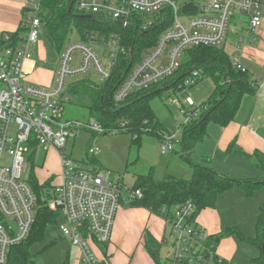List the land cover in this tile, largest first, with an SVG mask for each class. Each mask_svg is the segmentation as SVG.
<instances>
[{
    "label": "built area",
    "instance_id": "1",
    "mask_svg": "<svg viewBox=\"0 0 264 264\" xmlns=\"http://www.w3.org/2000/svg\"><path fill=\"white\" fill-rule=\"evenodd\" d=\"M40 1L28 0L24 7L20 27L25 35L18 36L19 40L12 47L0 46V264H5L10 248L27 239L35 219L36 197L23 177L28 164L26 158L33 151L47 153L49 150L57 152L60 169L57 182L41 192L43 199L50 211L63 217L59 232L77 248L79 264H104L98 251L110 240L123 190L117 181L110 179L109 172L86 171L70 154L63 152L73 133L80 130L106 133L93 119L86 123L62 120V104L68 100L64 91L68 76L93 68L107 80L118 58L126 52L115 32L100 38L89 34L88 43L69 44L58 56L53 86L44 88L30 84L24 63L30 59L29 47L38 42L43 28ZM187 4L197 10L183 14L181 9ZM74 8L84 16L96 18L98 23H115L121 28L135 26L141 30L151 27L160 17L163 19V11L169 10V27L116 89L112 96L115 104L124 101L133 91L147 89L172 76L187 49L221 47L234 9L246 16L248 32H255L262 24L260 0H191L183 5H178L177 0H75ZM11 35L1 33L0 43H10ZM242 41L239 37L238 45ZM90 43L107 52L105 64L89 47ZM75 52H80V62L70 66ZM232 63L245 70L237 61ZM196 77L197 72L193 71L184 83L185 89L195 85ZM184 102L192 108L184 112L185 119L178 129L199 112L198 108H193L189 97ZM123 126L121 124L120 128ZM109 131L107 134L118 130ZM175 139V134L162 137V154L173 150ZM99 151L98 147L91 146L87 152L94 156ZM3 154L10 157V165L1 164ZM129 195L127 202L141 197L139 190ZM195 209L187 201L170 214L162 210L164 217L161 218L171 238L170 250L162 262L155 264H232L216 254V247L209 242L210 236L196 224Z\"/></svg>",
    "mask_w": 264,
    "mask_h": 264
},
{
    "label": "trees",
    "instance_id": "2",
    "mask_svg": "<svg viewBox=\"0 0 264 264\" xmlns=\"http://www.w3.org/2000/svg\"><path fill=\"white\" fill-rule=\"evenodd\" d=\"M72 2V8L68 11ZM75 0H41L40 22L47 39L57 57L66 47L67 39L73 28H76L82 42H89V34L98 32L107 34L117 33L125 48V54L120 56L113 68L110 77L99 85L88 81L79 82L67 88L66 95L72 93L79 100L87 97L90 100V118L97 122L104 130L116 129L117 132L131 133L135 135L133 141H137L140 135H160V126L149 105V100L168 89L184 88L185 81L191 77V69L197 72L195 84L201 79H211L213 91L206 103L197 110V116L190 119L181 127L182 135L179 146L181 157L191 165L192 174L189 179H182L170 174H165L160 180L155 179L153 170L146 175L135 177L130 189L120 188L123 193L129 195L136 190L140 191L141 197L128 201V206L143 208L150 214L164 217L162 210L167 214L179 205L190 201L195 206V216L204 209L215 207L217 197L224 192L240 189L246 197L264 186V176L258 179L235 178L230 174L216 171L206 166V161L195 162L193 154L197 144H200L207 135L209 125L226 126L236 114L242 96L255 93L256 84L250 80L246 70L235 67L230 57L222 48L216 47H193L187 49L180 60L178 69L172 76L165 78L147 89L131 92L121 103L115 104L112 96L116 89L123 83L129 71L137 63L146 49L151 48L158 36L169 27V10L163 12L160 17L146 30L135 26L121 28L115 23H98L95 19H87L84 14L76 12ZM11 35L10 43H0V46H14L19 40L20 31ZM26 33V32H25ZM132 49V55H130ZM124 126L120 128L119 122ZM123 129V130H122ZM106 135L107 132H105ZM264 169V166L261 165ZM95 171V170H94ZM33 172V170H32ZM57 181L54 179L39 181L32 174L27 183L31 187L35 197V219L29 236L25 241L9 249L5 264H31L32 254L29 252L33 243L43 240L48 228L55 224L59 215L48 209L46 200L41 192L51 188ZM50 185V187H49ZM228 236V230L219 236H210L211 244H218L219 240ZM145 249L155 263H158V245L150 236H144ZM246 241L259 249V257L254 261L263 264L261 244L264 242V204L259 208L255 221V236Z\"/></svg>",
    "mask_w": 264,
    "mask_h": 264
},
{
    "label": "rangeland",
    "instance_id": "3",
    "mask_svg": "<svg viewBox=\"0 0 264 264\" xmlns=\"http://www.w3.org/2000/svg\"><path fill=\"white\" fill-rule=\"evenodd\" d=\"M188 1L191 0H177V3L178 5H183ZM232 14L233 21L230 19L228 22L229 25L227 26V38L233 40L236 38L238 39V36L236 37L233 33L229 32V30L233 28V24H237L239 21L243 23V25L245 24L243 29L236 31V35L242 30H244L245 33L247 24L246 16L241 11L234 9ZM20 35L24 36L25 31H20ZM90 35L95 38L104 37V34L95 32L90 33ZM245 35H242V38H244ZM38 41H40L39 45H42L44 51H42L39 46L41 55L35 53V56H38V59L39 57L43 59V62L39 59V64L41 68L45 70L44 73L46 75L47 72L54 71V78L51 82V86H53L57 73V52L52 49L43 28L40 31ZM81 42L82 39L78 30L73 28L65 46ZM89 47L97 53L103 64L107 62V52L103 47L93 43H90ZM147 50L148 49L143 52V55ZM225 52L229 53L231 56L229 46L226 47ZM80 57V52H75L72 56L70 66L78 65ZM181 59L182 57L180 60ZM82 81H88L92 84L99 85L103 82V79L93 68H90L86 72L68 76L65 80L64 91H66L69 86H73ZM27 82L38 86L29 80H27ZM184 89L185 87L182 88L180 86L179 88L168 89L149 100L151 110L160 126V135L143 133L140 135L139 140L135 142L133 141L135 135H131V133L127 132H116L103 135L102 133L98 134L88 130H80L69 136L63 152L70 154L71 158L86 171L100 170L104 173L109 172L110 179L114 182H122L124 189H130L135 177L146 175L150 170H153L155 179L157 180L162 179L165 174H170L182 179H189L192 169L191 165L181 157V149L178 141H180L182 131L181 128L178 129L177 127L185 119L184 112L190 111L192 108L188 104H185V98L189 97L191 99L193 108H199L202 104L206 103L211 95L213 91V82L208 78L201 79L197 84L183 91ZM90 105V100L87 97L79 100V97L70 93L68 94V100L62 104L63 110L61 119L86 123L91 119L89 114ZM119 124H123V122L120 121L118 125ZM209 126V131H207L208 136L204 139L202 144H197L198 146L193 156L195 162H201L200 156H210L209 138H213L212 134L217 127L214 125ZM105 132L108 133L110 131L104 130L103 133ZM172 134H175L177 143H174L172 151L162 154L160 151L162 137ZM91 146L98 147L100 150L99 153L94 156L88 154V148ZM26 160L28 164L27 170L23 174L24 178L28 179L29 175L32 174L36 179L41 181L46 173L44 169H47L49 174L55 175L54 180H56L58 173V158L55 152H53L52 159L49 160L50 164L44 163V168H40L43 163V154L40 153V151H33V154L31 152ZM10 163V157L3 154L1 156V164L10 165ZM230 164L232 168L239 169H243L245 166L244 163L236 164L231 162ZM48 167H50L52 171L48 170ZM248 177L253 176L249 175ZM224 196H229V199H225L224 201ZM123 197L126 199L128 195L122 193V198ZM219 197L220 199L218 200ZM126 200H129V197ZM217 200L218 210L221 212L225 221L229 223L224 224L226 225L224 231L228 230V236L219 240V249L229 255V261L233 264H256L253 259L259 257V249L255 245L248 243L246 239L254 238L255 236L256 216L258 215L259 208L264 204V186L257 189L250 197H246L240 193L238 196H235L234 193H227V195L224 193L218 196ZM63 222V217L59 216L55 224L48 228L43 240L31 244L29 249L33 258L31 264H76L75 249L70 246L68 240L60 234L58 229V226ZM230 237H232L231 240L229 239ZM164 239L165 242L161 243L159 248L158 260L160 262L166 258L170 250L169 244L171 238L169 232H167ZM225 239H227V241H222Z\"/></svg>",
    "mask_w": 264,
    "mask_h": 264
},
{
    "label": "crops",
    "instance_id": "4",
    "mask_svg": "<svg viewBox=\"0 0 264 264\" xmlns=\"http://www.w3.org/2000/svg\"><path fill=\"white\" fill-rule=\"evenodd\" d=\"M27 1L0 0V34H14L18 32L20 23L25 16L24 7ZM260 12L262 24L255 32H248L246 28L245 33L242 30L236 35V31L245 27V24L243 25L239 21L237 24H233V28L229 32L233 33L236 37L238 36V38H242V35L246 34L243 41L238 45V39H228L226 32L223 45L219 47L224 51L227 46L230 47L231 56L229 53H225L230 59L232 57L233 60L231 59V61H237L247 71L250 80L256 84V91L255 93L242 96L233 120L226 126L220 127L214 124L217 129L212 134L213 138L208 137L210 156H200L201 161H206V166L239 179H258L262 175L264 176V169L261 168V165L264 166V0H260ZM231 19L233 21V16ZM39 43L40 41L29 47L31 57L24 63V70L27 80L38 86L50 88L52 79L54 78V71L47 72L46 75L44 73L45 70L41 68L39 64L40 57L38 59V56H35V53L41 55L39 46L44 51L42 45H39ZM40 60L43 62V59ZM209 128L210 126L207 131H209ZM207 136L208 133L204 139ZM53 152H55L58 158L57 152L54 150H49L47 153L40 152L43 154V163L40 168H44V163H49V160L53 157ZM231 162L236 164L244 163L245 166L243 169L232 168ZM57 164L59 173V161ZM50 167H48V170L52 171ZM44 172L46 173L41 182L54 179L55 175L49 174L47 169H44ZM249 175L253 177H248ZM117 182L123 187L122 182ZM224 193L226 195L227 193H234L235 196H238L239 193L245 195L240 189H233ZM225 199H229V196H224V201ZM217 201L216 207L204 209L195 217L196 224L202 227L208 236L213 237L222 234L226 229V225L224 224H229L218 210ZM127 203V200L121 196L110 240L105 246L100 247L98 256L104 261V264H155L145 249L144 236L148 235L156 242L159 255L160 245L165 240L164 237L169 232V229L161 217L152 215L143 208L130 207ZM229 239L231 240L232 237ZM222 241H227V239ZM73 248L75 249L76 264H79L78 250L75 247ZM216 254L225 261H229L230 259L227 253L219 249V242L216 245Z\"/></svg>",
    "mask_w": 264,
    "mask_h": 264
},
{
    "label": "water",
    "instance_id": "5",
    "mask_svg": "<svg viewBox=\"0 0 264 264\" xmlns=\"http://www.w3.org/2000/svg\"><path fill=\"white\" fill-rule=\"evenodd\" d=\"M71 8H72V2L70 3L69 8H68L69 12H70ZM196 10H197V8L192 6V4H187L184 7H182L181 12L183 14H185L188 11H196ZM84 17L87 19H93L92 16H90V15L84 16ZM130 55H132V49H130ZM191 72H192V69L189 71V73H191ZM103 135H105V134H103ZM261 250L262 251L264 250V242H262V244H261ZM262 260H263V264H264V252H262Z\"/></svg>",
    "mask_w": 264,
    "mask_h": 264
}]
</instances>
